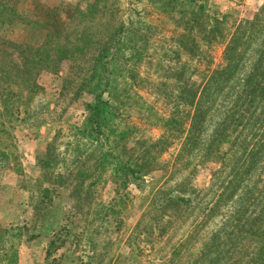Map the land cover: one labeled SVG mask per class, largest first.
Here are the masks:
<instances>
[{"label": "trees", "instance_id": "trees-1", "mask_svg": "<svg viewBox=\"0 0 264 264\" xmlns=\"http://www.w3.org/2000/svg\"><path fill=\"white\" fill-rule=\"evenodd\" d=\"M146 2L174 23L170 35L164 33V26L148 18L145 7L125 9L126 15H120L119 0L60 1L54 6L33 0L34 9L22 5V0H0V43L13 51L11 54L4 51L0 59V156L15 157L10 123L19 113L17 103L37 92L36 81L42 71L56 73L61 62L68 60L70 72L73 69L79 79L76 93L91 94L85 105V118L75 128L72 139L65 142L66 147L60 150L55 138L37 159L39 181H48V186L41 187L39 192L43 207L54 202L60 189H69L74 212L82 213L85 206L92 204L91 189L98 173L109 170L118 185L128 180L137 184L149 173L147 165L168 149L173 137L184 135V148L194 144L216 99L242 67L262 30L258 13L230 26L226 14L217 9L211 11L209 0ZM263 10L264 7L260 12ZM14 27L31 28L34 40L11 41L1 36ZM219 44L224 46L222 65L211 69V52ZM151 67L159 73L156 82L147 75V68ZM196 73L204 79L192 86L189 82ZM141 90L152 91L162 100L164 108L159 111L156 103L144 99ZM263 100L264 38L208 152L219 150V144L228 135L227 129L235 131L239 126L245 128L260 120L258 115L251 122ZM133 118L158 126L163 132L158 138L138 142L137 148L125 158V144L140 129ZM260 126L262 129L255 128L254 134L264 133V125ZM256 148L254 143L244 174L252 167ZM14 170H19V163ZM125 197L119 199L124 201ZM167 201L180 205L188 199L168 197L165 205ZM111 212L110 215L115 213ZM116 220V216H110L107 222L113 224ZM9 230L0 227V264H14L17 260L18 242L1 245ZM249 232L260 238L255 243L254 238L244 242V264H264V230L244 229V235ZM49 243L50 247L55 245L53 240ZM226 264L240 263L230 260Z\"/></svg>", "mask_w": 264, "mask_h": 264}, {"label": "rangeland", "instance_id": "rangeland-1", "mask_svg": "<svg viewBox=\"0 0 264 264\" xmlns=\"http://www.w3.org/2000/svg\"><path fill=\"white\" fill-rule=\"evenodd\" d=\"M31 1L22 0V5L34 9ZM37 1L54 6L77 0ZM146 1L119 0L118 13L126 15L125 9L145 7L148 18L164 26V33L170 35L174 23ZM209 5L211 11L226 14L230 26L259 14L262 30L242 67L216 99L194 144L184 148V135L173 137L168 149L147 165L149 173L137 184L128 180L118 185L109 170L101 175L97 172L92 204L82 213L74 212L69 189H60L54 202L43 207L39 192L48 181H39L37 159L55 138L60 150L66 147L65 142L72 139L85 118L91 94L76 93L79 79L73 69L70 72V61L64 60L58 72L42 71L36 81L37 92L17 103L19 113L10 123L15 157L0 156V227L10 228L1 245L18 242L14 264H226L230 260L244 264V242L254 238L255 243L260 238L250 232L244 235V229L264 230V133L254 134L255 128L261 130L260 124L264 125V100L251 122L258 115L260 120L235 131L227 129L219 150L209 153L208 147L257 57L264 38V10L260 12L264 0H209ZM1 36L11 41L34 40L28 27H14ZM223 49L221 44L213 47L211 69L222 65ZM4 51L11 54L12 49L0 43V59ZM147 70L152 82L160 79L158 71L152 67ZM202 79L196 73L189 83L196 86ZM140 93L148 102L156 103L159 111L164 108L152 91ZM133 121L140 129L125 144V158L138 142L158 138L163 132L143 120ZM254 143L253 164L244 174ZM17 163L19 170H14ZM174 196L188 202L172 205L167 201L165 205L168 197ZM120 197H125L124 201ZM110 216L117 217L113 224L107 222ZM161 227L166 228L160 231ZM51 240L55 241L52 247ZM216 258L218 261L213 262Z\"/></svg>", "mask_w": 264, "mask_h": 264}]
</instances>
